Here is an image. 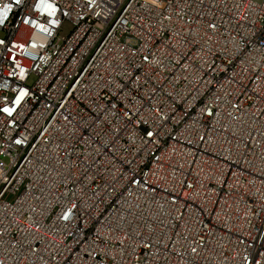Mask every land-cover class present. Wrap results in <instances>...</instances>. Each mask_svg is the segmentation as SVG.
<instances>
[{"label": "built area", "instance_id": "built-area-1", "mask_svg": "<svg viewBox=\"0 0 264 264\" xmlns=\"http://www.w3.org/2000/svg\"><path fill=\"white\" fill-rule=\"evenodd\" d=\"M5 4L0 264H264V0Z\"/></svg>", "mask_w": 264, "mask_h": 264}, {"label": "clouds", "instance_id": "clouds-1", "mask_svg": "<svg viewBox=\"0 0 264 264\" xmlns=\"http://www.w3.org/2000/svg\"><path fill=\"white\" fill-rule=\"evenodd\" d=\"M20 2H21V0H16V3H20ZM36 7H37V9H40L39 4ZM11 8H12L11 4H5V6L3 8H0V26H3L5 20L7 19V17L10 14ZM50 9L52 10V12L55 11L52 4L46 5L43 8V11L48 12ZM49 14H51V12ZM24 95H25V92L21 91L20 97L22 98ZM19 102H20V98L17 99L16 103L18 104ZM7 109L9 111V113L12 111V109H10V108H7Z\"/></svg>", "mask_w": 264, "mask_h": 264}, {"label": "snow or ice", "instance_id": "snow-or-ice-1", "mask_svg": "<svg viewBox=\"0 0 264 264\" xmlns=\"http://www.w3.org/2000/svg\"><path fill=\"white\" fill-rule=\"evenodd\" d=\"M3 112H5V113H9V111H8L7 108H4V109H3Z\"/></svg>", "mask_w": 264, "mask_h": 264}, {"label": "rangeland", "instance_id": "rangeland-1", "mask_svg": "<svg viewBox=\"0 0 264 264\" xmlns=\"http://www.w3.org/2000/svg\"><path fill=\"white\" fill-rule=\"evenodd\" d=\"M9 199H11L12 197L11 196H8Z\"/></svg>", "mask_w": 264, "mask_h": 264}]
</instances>
